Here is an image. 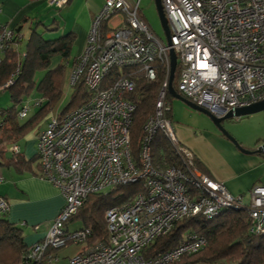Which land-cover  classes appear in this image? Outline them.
Instances as JSON below:
<instances>
[{"label":"built area","instance_id":"1","mask_svg":"<svg viewBox=\"0 0 264 264\" xmlns=\"http://www.w3.org/2000/svg\"><path fill=\"white\" fill-rule=\"evenodd\" d=\"M69 1L47 0L57 9ZM161 3L177 56L176 89L182 96L213 113L264 100V0ZM138 9V2L104 0L85 50L69 75L71 85L83 80L91 94L82 106L49 117L38 134L39 176L59 189L64 202L42 239L27 246L26 256L36 264H59L54 250L73 242L87 243L91 228L71 230L66 224L88 195L129 183H140L142 190L120 206L106 209L107 241L87 245L66 264H178L184 256L205 248L207 239L188 233L172 248L155 253L148 248L177 221L198 214L213 218L246 208L248 233L264 234V186H253L247 198L233 195L223 183L201 172L193 152L181 145L167 117L169 47L155 36ZM120 13L124 16L121 25L111 28L99 44L100 22ZM13 37L11 29H0V61ZM157 60L165 66L166 77L142 126L136 160L130 141L135 104L126 97L136 87L133 73L104 88L102 82L114 67H136L138 74L153 80ZM39 103L25 102L19 117L25 118ZM158 136L169 143L177 163L165 166L154 161L152 147ZM10 149L19 151L16 144ZM8 209L0 196V213Z\"/></svg>","mask_w":264,"mask_h":264},{"label":"trees","instance_id":"2","mask_svg":"<svg viewBox=\"0 0 264 264\" xmlns=\"http://www.w3.org/2000/svg\"><path fill=\"white\" fill-rule=\"evenodd\" d=\"M108 22V18L100 22L99 44L110 30ZM39 24L44 27L43 30H39L37 27ZM55 29L41 23L31 28L28 35L21 33V26L12 29L14 37L7 42L0 61V91L8 90L11 101L10 106L0 109V167H12L19 174L30 172L38 174L32 167L38 160L37 152L32 157L26 158L20 150L19 143L39 125L41 120L46 119L48 112L59 102L69 83L71 69L68 66V59L75 35L66 33L55 37L45 36V32L50 33ZM57 57L60 58V62L52 64L53 59ZM154 64L156 76L153 80H146L138 74L136 67H114L102 82L104 88L120 76L137 72L132 75L135 78L136 87L134 91L126 95L135 104L130 126V141L132 155L136 160L143 134L142 126L153 110L158 90L166 77L165 66L159 60ZM16 70V74L13 75ZM38 72H43V75L36 82L35 75ZM178 75L177 67L173 83L175 89ZM10 79L12 82L1 88ZM69 85L72 92L67 105L60 111L62 115L82 106L91 94L83 80ZM33 92L38 94V99L30 100ZM167 99L169 101L172 99L168 93ZM38 100L40 103L34 108L35 113L29 118L27 115L25 117L27 119L23 121L24 118H20L19 113L25 102L31 103ZM14 144L19 147L18 152L10 149ZM152 153L154 161L163 162L165 166L177 163L161 136L155 139ZM195 163L203 170L197 159ZM38 166L40 170L39 161ZM141 190L140 183H129L117 185L105 193L90 194L66 225L69 226L80 220L81 228L87 227L92 230L87 245H94L98 241L105 242L107 241L104 222L106 209L120 206ZM248 224L249 215L246 208L227 210L213 218H206L202 214L185 217L177 221L170 232L157 239L148 250L155 253L172 248L188 233H195L207 239V246L195 254L184 256L178 264H198L220 259L235 260L237 264H264V234L248 233ZM26 254L27 244L22 229L16 223L9 221L5 214H0V264H36L33 259L27 258Z\"/></svg>","mask_w":264,"mask_h":264},{"label":"crops","instance_id":"3","mask_svg":"<svg viewBox=\"0 0 264 264\" xmlns=\"http://www.w3.org/2000/svg\"><path fill=\"white\" fill-rule=\"evenodd\" d=\"M128 1L131 4L140 3V0ZM103 2L70 0L66 6L57 9L47 0H0V27L12 30L21 26V33L25 34L26 29L30 31L41 23L56 28L50 37L73 33L75 39L68 59V66L72 69L75 59L85 50L92 22ZM140 16L145 20L143 15ZM123 20V14L114 15L108 27L121 25ZM58 62L60 58L57 57L52 64ZM169 109L167 117L173 122L181 145L193 152L203 168H199L201 172L223 183L229 193L245 198L253 186H264V153H244L216 128L192 127L176 121V110L173 112L171 101ZM236 140L246 150L254 151L264 143V125L251 129L248 137H237ZM19 146L26 158L36 154V142H20ZM32 167L38 173V160ZM0 196L9 204L5 217L22 229L27 245L46 234L64 202L59 189L38 174H19L7 166L0 167Z\"/></svg>","mask_w":264,"mask_h":264},{"label":"rangeland","instance_id":"4","mask_svg":"<svg viewBox=\"0 0 264 264\" xmlns=\"http://www.w3.org/2000/svg\"><path fill=\"white\" fill-rule=\"evenodd\" d=\"M139 15H143L145 18V21L148 23L150 28L153 30V33L155 36L158 37V39L163 43L166 44L164 32L162 29V26L160 24V21L158 19V15L156 12L154 0H140L139 3V9H138ZM44 27L39 26V30H43ZM54 30H52L50 33H52ZM56 31V30H55ZM61 31V30H59ZM26 35L29 33V30L26 29L24 32ZM49 32H45V36H53V34H50ZM59 36V34H56V36ZM133 73V72H131ZM137 72H134L133 74H136ZM43 72H38L35 75V81L38 82L40 78L42 77ZM175 80V76H174ZM69 82V81H68ZM174 83V81H173ZM66 86L64 93L61 96V99L56 104V106L48 112L46 118L51 117L54 114L60 113V111L67 105L72 88L69 85ZM174 86V85H173ZM38 99V94L33 92L30 95V100ZM11 101L9 97L8 90H2L0 91V109H5L8 106H10ZM171 105L173 112H176V121L185 123L188 125H191L192 127H209V128H216L218 129L212 122V120L206 116L205 114H202L196 110L191 109L186 104H184L182 101L172 98L171 99ZM180 110V111H179ZM187 110L191 111L192 113H188ZM35 109L31 110L28 114L29 118L32 114L35 113ZM27 118H24L26 120ZM46 119L41 120L39 125L32 130L21 142H36V137L39 133H41L45 127H46ZM264 125V111L253 113L247 116H241V117H231L229 119L224 120L222 122V126L224 129L229 133L232 134L234 138L237 139V137H248V132H250L253 128H261ZM236 135V136H235ZM166 147L169 149V143L164 142ZM110 189L106 188L103 192H108ZM44 224V223H43ZM43 224H41V228L43 227ZM82 227V224L80 220H77L69 225V229H79ZM83 244L81 243H69L61 248L56 249L53 251V255L58 256L57 263L59 264H66L68 262V259L71 257H74L82 250ZM201 264H237L235 260L231 259H220L217 261H205Z\"/></svg>","mask_w":264,"mask_h":264},{"label":"water","instance_id":"5","mask_svg":"<svg viewBox=\"0 0 264 264\" xmlns=\"http://www.w3.org/2000/svg\"><path fill=\"white\" fill-rule=\"evenodd\" d=\"M156 12L158 15V19L160 21V24L162 26L164 36H165V41L166 45L169 47L168 48V56L170 59V71H169V79H168V93L172 98H176L180 101H182L184 104H186L188 107H190L193 110H196L202 114H205L208 116L213 124L218 128V130L226 137L228 138L240 151L244 153H264V143L258 146L254 151L251 150H246L241 146V144L231 135L229 134L224 127L222 126V122L224 120L229 119L231 117H241V116H247L253 113L261 112L264 111V100H261L259 102H256L254 104H251L246 107L242 108H237L234 111L232 110H226L224 107L220 109L219 112L213 113L203 107H200L185 97H183L181 94H179L174 86H173V81H174V76L176 72V67H177V56L174 51V49L171 47V39H170V30L168 26V21L164 12V8L162 6L161 0H154Z\"/></svg>","mask_w":264,"mask_h":264},{"label":"clouds","instance_id":"6","mask_svg":"<svg viewBox=\"0 0 264 264\" xmlns=\"http://www.w3.org/2000/svg\"><path fill=\"white\" fill-rule=\"evenodd\" d=\"M148 24V23H147ZM177 68V67H176ZM70 83V82H69ZM6 87V86H5ZM4 88V87H3ZM176 90V89H175ZM177 91V90H176ZM178 92V91H177ZM179 93V92H178ZM169 94V93H168ZM180 94V93H179ZM184 97V96H183ZM187 99V98H186ZM170 102V101H169ZM168 112V111H167ZM58 115H62V114H60V113H58ZM48 121V118H46V122ZM171 121V120H170ZM172 122V121H171ZM172 124H173V122H172ZM38 137V136H37ZM36 143H37V141H36ZM169 150V149H168ZM36 152H37V150H36ZM196 159V158H195ZM39 161V160H38ZM40 171V170H39ZM38 175H39V172H38ZM40 177V176H39ZM41 178V177H40ZM43 179V178H42ZM102 193H104V192H102ZM2 197V196H1ZM4 198V197H3ZM5 199V198H4ZM6 200V199H5ZM0 214H6V213H0ZM105 222V221H104ZM68 228H69V226H67ZM42 239V238H41ZM40 239V240H41ZM39 241V240H38ZM34 243V242H33ZM29 245V244H28ZM27 245V246H28ZM83 246H85L84 248H86V246H87V243L86 244H83ZM83 247H82V249H84ZM55 251V250H54ZM82 251V250H81Z\"/></svg>","mask_w":264,"mask_h":264}]
</instances>
